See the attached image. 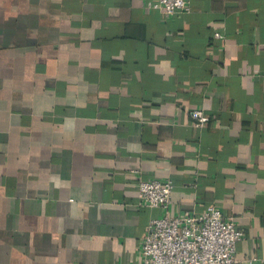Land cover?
<instances>
[{
	"label": "crops",
	"instance_id": "obj_1",
	"mask_svg": "<svg viewBox=\"0 0 264 264\" xmlns=\"http://www.w3.org/2000/svg\"><path fill=\"white\" fill-rule=\"evenodd\" d=\"M149 1L0 0V264H138L149 179L264 264V0Z\"/></svg>",
	"mask_w": 264,
	"mask_h": 264
},
{
	"label": "built area",
	"instance_id": "obj_2",
	"mask_svg": "<svg viewBox=\"0 0 264 264\" xmlns=\"http://www.w3.org/2000/svg\"><path fill=\"white\" fill-rule=\"evenodd\" d=\"M145 7L166 16L188 10L187 0H152ZM190 115L197 126L209 121L202 110H192ZM172 187L170 181L157 179L138 182L140 203L163 212L147 225L138 247V264H236V244L244 237L243 232L214 206L199 213L171 214Z\"/></svg>",
	"mask_w": 264,
	"mask_h": 264
}]
</instances>
